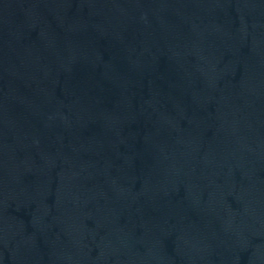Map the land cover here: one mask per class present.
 <instances>
[{"label": "water", "instance_id": "obj_1", "mask_svg": "<svg viewBox=\"0 0 264 264\" xmlns=\"http://www.w3.org/2000/svg\"><path fill=\"white\" fill-rule=\"evenodd\" d=\"M0 264H264V0H0Z\"/></svg>", "mask_w": 264, "mask_h": 264}]
</instances>
